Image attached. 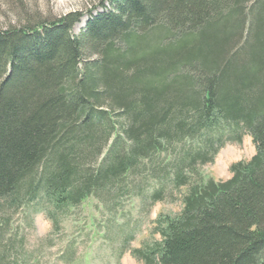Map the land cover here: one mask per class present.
Listing matches in <instances>:
<instances>
[{
    "label": "trees",
    "instance_id": "16d2710c",
    "mask_svg": "<svg viewBox=\"0 0 264 264\" xmlns=\"http://www.w3.org/2000/svg\"><path fill=\"white\" fill-rule=\"evenodd\" d=\"M100 8L81 35V12L0 28V264L24 260L17 214L43 212L59 231L94 198L115 223L125 200L150 209L168 188L181 210L157 217L159 239L136 259L264 264V0ZM244 133L256 153L205 178ZM124 236L122 251L134 230Z\"/></svg>",
    "mask_w": 264,
    "mask_h": 264
},
{
    "label": "rangeland",
    "instance_id": "374dc122",
    "mask_svg": "<svg viewBox=\"0 0 264 264\" xmlns=\"http://www.w3.org/2000/svg\"><path fill=\"white\" fill-rule=\"evenodd\" d=\"M102 0H0V28L23 25L27 17L57 19L71 12L83 13L75 24L74 34L81 35L88 20V13L100 11ZM256 153L252 136L244 133L242 141L228 142L215 156L213 162L201 167L205 178L225 180L231 177L233 163L248 160ZM183 189H181L182 191ZM134 197L122 203V213L117 222L107 209L94 198L87 200L71 216L62 220L61 230L55 231L43 212L27 219L17 214L15 222L26 235L25 256L22 264H145L133 256L134 249L144 243L159 239L153 234L154 221L160 214L171 215L181 210V192L167 189L164 201L150 209ZM109 213V214H108ZM121 227L125 233L121 235ZM120 229V230H117ZM134 230L127 248L122 251L124 235Z\"/></svg>",
    "mask_w": 264,
    "mask_h": 264
}]
</instances>
